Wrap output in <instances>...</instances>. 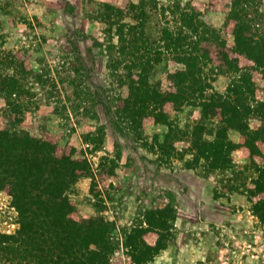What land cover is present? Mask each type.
<instances>
[{
    "label": "rangeland",
    "instance_id": "1",
    "mask_svg": "<svg viewBox=\"0 0 264 264\" xmlns=\"http://www.w3.org/2000/svg\"><path fill=\"white\" fill-rule=\"evenodd\" d=\"M232 1L0 0V76L16 83L0 88V125L35 136L57 134L89 158L92 173L81 176L69 196L79 215L112 222L113 264H130L126 234L148 225V211L164 207L173 213L171 241L147 264H264V222L248 193L258 173L241 177L238 168L196 161L189 149L193 126L202 122L204 137L212 139L223 122L196 104L169 107L167 121L156 120L152 106L136 102L126 68L131 56L111 46L119 35L107 30L112 20L136 24L143 16L149 39L158 42L162 28L183 25L168 7L181 3L231 47L235 35L225 23ZM236 2L252 32L264 38V0ZM113 7L122 9L120 15ZM172 58L167 54L157 65L151 90L164 88L168 71L184 66ZM206 69L223 96L242 73L212 63ZM254 77L247 99L252 128L262 124L256 107L264 102V79ZM174 136L181 139L167 146ZM233 157L246 160V151L235 150ZM18 219L11 194L0 189V235L14 233Z\"/></svg>",
    "mask_w": 264,
    "mask_h": 264
},
{
    "label": "trees",
    "instance_id": "2",
    "mask_svg": "<svg viewBox=\"0 0 264 264\" xmlns=\"http://www.w3.org/2000/svg\"><path fill=\"white\" fill-rule=\"evenodd\" d=\"M237 5L232 1L225 23V29L235 35L231 47L216 30L209 33L199 13L181 3L168 7L182 16L183 25L162 28L158 42L149 39L143 16L136 24L112 20L107 30H116L119 35L111 46L131 56L126 68L131 72L136 102L152 106L156 120L167 121L163 115L169 107L196 104L202 106L205 116L213 115L223 122L212 139L204 137L206 126L202 122L195 124L189 149L194 150L196 161L205 159L212 168H238L241 177L256 171L255 186L248 188V193L254 211L264 222V164L259 162L264 157V102L256 107L262 124L252 128L249 115L253 110L247 100L254 93V76L264 79V38L252 32ZM113 10L120 15L122 9ZM142 12L148 16L144 9ZM167 54L184 66L168 71L164 88L151 90L149 80ZM209 63L242 71L225 96L214 90L211 69H206ZM0 78V88L16 84L9 75ZM232 131L237 138L232 137ZM178 139L167 140V146ZM235 150H245L247 159L237 162ZM91 170L89 158L75 146L62 143L57 134L35 136L0 125V189L11 194L19 213L18 229L0 235V264H113L112 222L103 216L79 215L69 196L79 178L90 175ZM171 217L170 207L150 210L148 225L136 226L126 234L130 264H147L168 246Z\"/></svg>",
    "mask_w": 264,
    "mask_h": 264
}]
</instances>
